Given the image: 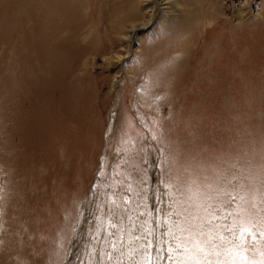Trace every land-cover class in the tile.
Returning a JSON list of instances; mask_svg holds the SVG:
<instances>
[{
	"label": "rangeland",
	"instance_id": "374dc122",
	"mask_svg": "<svg viewBox=\"0 0 264 264\" xmlns=\"http://www.w3.org/2000/svg\"><path fill=\"white\" fill-rule=\"evenodd\" d=\"M234 185L264 210V0H0V264H140L113 201L156 243Z\"/></svg>",
	"mask_w": 264,
	"mask_h": 264
},
{
	"label": "snow or ice",
	"instance_id": "6c2138e0",
	"mask_svg": "<svg viewBox=\"0 0 264 264\" xmlns=\"http://www.w3.org/2000/svg\"><path fill=\"white\" fill-rule=\"evenodd\" d=\"M240 185H234L235 195L224 193L229 198L216 204L211 203L214 197L205 196L193 205V210H185L183 220L173 221L172 225L162 235L167 239L156 243L147 237L153 232L145 227L147 221L140 223L142 231L133 235L136 224L125 233L124 220L132 221V210L122 209V205L113 201L110 212L116 218L111 227L116 229L109 240L113 250L120 251L121 247L135 244L130 251L137 252L143 249L144 259L140 264H152V261H165L166 264H225L221 257L232 258V264H264V259L257 260L255 253L264 256V210L257 207L249 198L240 194ZM127 199L125 198V203ZM235 205L234 207L232 205ZM123 213H127L125 216ZM119 224V227H118ZM124 234L127 241H124ZM164 245H167L164 248ZM156 248L153 256L149 250ZM167 252V256L163 255ZM123 255V252L120 253ZM250 254L251 255L250 257ZM109 260L116 257L105 253ZM136 264L135 257H132Z\"/></svg>",
	"mask_w": 264,
	"mask_h": 264
}]
</instances>
